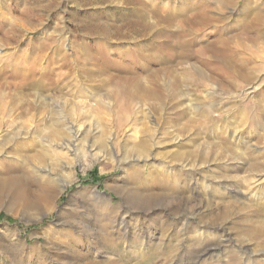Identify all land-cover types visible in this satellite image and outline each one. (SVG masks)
<instances>
[{
	"label": "bare ground",
	"instance_id": "obj_1",
	"mask_svg": "<svg viewBox=\"0 0 264 264\" xmlns=\"http://www.w3.org/2000/svg\"><path fill=\"white\" fill-rule=\"evenodd\" d=\"M99 1L106 3L109 0ZM176 1L178 2L174 7V0H112L118 6L131 8L132 12H128L126 16L120 15L119 20L102 21L101 18L93 17L85 23L82 22L83 24L80 23L77 28L81 38H73L69 42L75 50L71 56L64 53L62 46L58 45L52 49L57 58H50L53 39L48 34L37 40L38 45L32 43L34 46L31 49L22 50V54L13 61L6 59L12 71H0V80H5L9 75V78L17 82L7 84L11 93H6L3 87L0 89V110L5 107V101L9 98L14 105L21 101V116L24 118L33 110L39 112L47 109L48 115L41 120L45 124L41 127L43 130H36L43 147L32 155L36 163L32 169L25 154L23 156L22 146L16 150L13 158L9 156L8 146L13 141L15 143L19 135L8 137L0 144L1 202L8 201L27 213L40 209L52 195L61 193L66 187L68 181L64 179L61 171L67 169V166L58 162L50 164L48 160L50 153L47 148L54 145L50 138H62L63 141L57 143V149L68 150L74 156L83 151H95L104 159H113L115 146L112 133L92 126L82 129L66 119L57 118V112H54L57 106H51L50 97L45 94L50 93V90L72 97L83 93L82 89L73 90L75 84L72 83L73 76L71 77L70 72L73 67L79 69L82 76L89 81H95L96 94L105 88L108 90L107 96H114L117 103L126 95L127 99L132 98L159 114L168 112L169 108L176 105H171L175 101L176 107L183 106V100L193 95L190 89L199 95L197 85L200 80L205 87H208L206 84L216 83L223 89L237 85V80L252 83L260 70H256L252 64L255 54H248L250 52L245 50L252 47L264 52V3L261 0H242V10L232 8L226 14L224 8L236 7L237 0H217L216 7L211 0ZM50 3V0H43L39 5L27 6L24 14L30 18L36 14L44 15L50 12ZM234 15L239 16L242 22L239 31H233L231 35L220 32L219 29L229 26ZM209 27L217 29L218 32L205 33ZM13 30L12 33L17 35L16 30ZM90 38L100 41L87 42ZM199 39L203 40L201 45H197ZM243 52L247 54L244 55ZM2 64L4 63L0 57V65ZM57 68L69 70L62 74V81H55L52 77ZM66 79L69 80L65 81ZM262 102L258 107L260 112L264 111L261 109V106L264 107ZM22 124L24 128V122ZM58 124L61 127L59 129ZM182 130L188 131L189 125L183 126ZM150 133L147 127L144 134L150 136ZM150 147L149 142L142 139L130 146L131 151L124 149L122 159L129 161L132 170L128 172L127 181L118 187L117 192L130 206L129 210L122 211L126 216L117 221L109 218L106 219L108 222L102 219L100 221L102 212L98 193L82 188L69 198L68 205H71V209L66 219L62 214L59 216V222L65 228L55 235L56 247L59 244H89V250H94L101 243L105 246V251L98 254L105 253V264H111L108 250L118 245L113 230V227H117L125 232L119 239L132 243L129 251L137 252L136 240L143 242L141 249L148 253L149 243L157 238L160 241L167 238V249L173 248L170 246L172 241L181 243V247L186 249L192 246L203 248V253L198 251L199 259L187 264H264L263 251H254L248 244L252 238L264 235V217L248 212L254 210L252 203L258 200L242 194L236 186L223 179L224 176L219 181L203 182L206 177L193 172L199 165V158L206 159L203 164L210 163L214 158L222 161L225 152L230 151L228 154L237 159V151L226 145L221 146L222 152L216 156L212 153L203 154L198 148L190 152L178 151L174 155L179 162L178 169L171 167L172 172L167 171L162 168V162H159L158 168L144 174L140 165L158 159L157 154H150ZM189 158L192 160L187 162ZM19 162H22V167L18 166ZM249 169L255 172L264 171V161H257ZM236 210L242 214L247 211L240 219L251 223L239 235L246 240L241 245L235 242L223 226L216 224H223ZM149 223L160 225V237H156L150 230L139 231ZM131 229L140 233L135 232L138 235L134 241L128 238V231ZM172 229L173 232H169ZM47 240L50 241V235ZM171 256L164 253L160 264H165ZM177 262L178 260L175 264Z\"/></svg>",
	"mask_w": 264,
	"mask_h": 264
},
{
	"label": "rangeland",
	"instance_id": "obj_2",
	"mask_svg": "<svg viewBox=\"0 0 264 264\" xmlns=\"http://www.w3.org/2000/svg\"><path fill=\"white\" fill-rule=\"evenodd\" d=\"M50 1L52 3H50V12L44 15L36 14L30 18L24 14L26 7L39 5L43 3V0H0V57L4 63L0 65V71L11 72L12 68L9 67L7 61H13L15 57L22 54V50L31 49L34 46L31 45L32 43L38 45L37 40L45 38L48 34L53 39L50 46V58H57L52 49L58 45L62 46L64 53L71 56L75 50L69 42L75 38H81L77 28L80 23L83 24L93 17L101 18L102 21L104 19L106 21L119 20L120 15L126 16L128 12H132L131 8L118 6L112 3V0L108 1L111 3H101L99 0ZM215 1L217 0H211L214 7H216ZM177 2L174 0L172 5L176 7ZM261 2L264 3L262 0ZM232 8L237 11L242 10L243 1L237 0L236 7L224 8V13L227 14ZM240 21V17L234 15L229 26L219 30L231 35L233 31H239L238 29L241 28L242 22ZM13 26L15 28H12ZM13 29L16 30L17 35L12 33ZM217 32V29L209 27L205 33ZM96 41L100 39H87V42L91 43ZM202 42L203 40L199 39L197 45H201ZM248 48L245 50L250 52L248 54H255V60H252L253 67L260 70L252 83L237 80V85L223 89L216 83L206 84L208 87H205L200 80L197 85L199 95L193 92L195 90L190 89L193 95L183 100L182 107L179 105L176 107L177 102L175 101L171 103V105L176 104L175 107L169 105L172 107L169 108L171 111L162 112V114L151 111L147 106H142L132 98L127 99L126 95H123L117 103L114 96H111L114 99L107 96L108 90L105 88L96 94L94 92L95 81H89L87 77L82 76L79 69L73 67L70 70L71 77L73 76L72 83L75 84L73 90L82 89L83 93L76 92L80 95L75 93L76 95L72 97L66 94L61 95L56 90H50V93H45L50 97V105L57 106L54 111L57 112V118L66 119L82 129L92 126L112 133L115 155L110 160L100 157L95 151H83L77 157L68 150L57 149V143H61L62 138H50V142L54 145L47 148L50 153L48 160L50 164L58 162L67 166V169L61 173L68 184L61 193H55L45 201L40 209L30 210L27 213L20 211L8 201H0V264H105L107 255L98 254L105 251V246L101 243H98L94 250H89V244L76 246L59 244L56 247L57 232L65 228L59 222V216L62 214L61 216L66 219L71 209V205H68L69 198L76 195L77 191L82 188L98 193L102 212L100 221H107V218L117 221L122 216H126L122 211L129 210L130 206L124 202L125 200L117 191L118 187L127 181L128 172L132 169L129 167V161L122 158L125 148L131 151L130 146L142 139L149 142L150 154L158 156L157 161L150 160L140 165L141 172L144 174H149L152 169L158 168L159 162H162V168L167 171L172 172L171 167L178 169L179 162L174 157L178 151L190 152L198 148L203 154L212 153L216 156L222 152V145L230 146L237 151L239 158L236 159L228 154L230 151L225 152L226 156L224 155L222 161H216L214 158L209 161L210 163L203 164L206 159L199 158V165L193 172L199 176H205L203 182L219 181L224 176L223 179L232 183L234 187L236 186L242 194L250 199L258 200L252 203L254 210L248 212L264 217V171L255 172L249 169L257 161H264V111L260 112L258 109L260 102H264V90H262L264 89V52L252 47ZM246 52H243L244 55L247 54ZM68 72V68H57L52 77L55 81L61 80L63 79L62 74ZM14 82L17 81L9 78L8 75L5 80H0V89L3 87L6 93H11L7 84ZM5 102V107L0 110V144L8 137L13 138L19 135V139L8 146L9 156L13 158L16 150L22 146L23 156L25 154L26 157H24L30 162L29 166L32 169L36 165L32 155L37 149L43 147L36 130H43L41 127L45 124L41 120L48 115L47 109H42L43 112L33 110L28 117L24 118L21 116L23 112L21 101L20 104L14 105L12 99L7 98ZM262 105L264 106V103ZM262 108L264 109L261 106ZM22 122H24V128ZM186 124L189 125V130L183 131L182 127ZM146 126L151 131L150 136L144 134ZM57 127L59 129L60 125L58 124ZM43 134L46 137L45 133ZM188 160L186 161L190 162L192 159ZM21 164L22 162H19L18 166L22 167ZM203 171L207 173L204 174ZM248 212L244 211L242 214L238 210L233 211L223 224L216 223L219 224L217 226H223L238 245L246 241L239 235L243 234V228L251 223L242 221L240 217ZM145 229L154 232L156 237H160V225L149 223L139 231H146ZM113 230L118 245L108 250V256L112 260L111 264H160L164 253L172 255L165 264H175L177 260L178 264H187L197 261L198 254L203 253L202 247L192 246L186 249L181 247V243L177 241H172L170 246L173 248L167 249L168 246L165 245L167 238L162 241L157 238L149 243L148 253H144L141 249L143 242L136 240L137 252L129 251L132 243L120 240L125 232L117 227H113ZM1 231L4 233L2 234ZM135 232L138 231L134 229L128 231L130 241H134L137 237L138 234L136 235ZM169 232H173V229ZM190 234L193 235V233ZM48 235H50V241L47 240ZM248 244L254 251H263L264 255V235L252 238Z\"/></svg>",
	"mask_w": 264,
	"mask_h": 264
}]
</instances>
